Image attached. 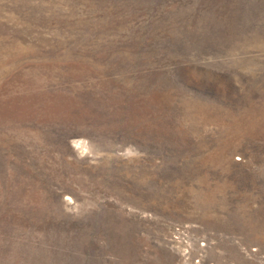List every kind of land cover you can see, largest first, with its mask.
I'll use <instances>...</instances> for the list:
<instances>
[{"label":"rangeland","instance_id":"374dc122","mask_svg":"<svg viewBox=\"0 0 264 264\" xmlns=\"http://www.w3.org/2000/svg\"><path fill=\"white\" fill-rule=\"evenodd\" d=\"M0 264H264V0H0Z\"/></svg>","mask_w":264,"mask_h":264}]
</instances>
